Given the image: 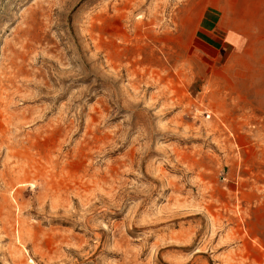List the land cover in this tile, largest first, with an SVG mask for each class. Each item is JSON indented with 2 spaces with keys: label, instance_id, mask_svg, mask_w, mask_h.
Returning a JSON list of instances; mask_svg holds the SVG:
<instances>
[{
  "label": "rangeland",
  "instance_id": "374dc122",
  "mask_svg": "<svg viewBox=\"0 0 264 264\" xmlns=\"http://www.w3.org/2000/svg\"><path fill=\"white\" fill-rule=\"evenodd\" d=\"M259 63L264 0H0V264H264Z\"/></svg>",
  "mask_w": 264,
  "mask_h": 264
},
{
  "label": "crops",
  "instance_id": "0c3cea01",
  "mask_svg": "<svg viewBox=\"0 0 264 264\" xmlns=\"http://www.w3.org/2000/svg\"><path fill=\"white\" fill-rule=\"evenodd\" d=\"M214 39V40H213ZM213 39H211L210 41L211 42H208V45H210V46H212L211 44H212V41H214V43H215V38H213ZM205 43H207V42H205ZM210 43V44H209ZM213 43V44H214ZM261 55V52L260 51H258V57ZM263 66H264V64H261L260 65V63L258 64V68H257V72H258V79H259V82H260V79H263L264 80V68H263ZM261 83V82H260ZM258 88L259 89H263V93L262 94H260L261 96L264 94V83L261 85V84H259L258 85ZM259 91L257 92V94L259 95ZM264 96V95H263ZM262 103L264 104V101H262Z\"/></svg>",
  "mask_w": 264,
  "mask_h": 264
}]
</instances>
